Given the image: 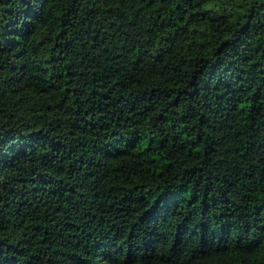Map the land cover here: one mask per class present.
Returning a JSON list of instances; mask_svg holds the SVG:
<instances>
[{
    "label": "trees",
    "instance_id": "16d2710c",
    "mask_svg": "<svg viewBox=\"0 0 264 264\" xmlns=\"http://www.w3.org/2000/svg\"><path fill=\"white\" fill-rule=\"evenodd\" d=\"M0 264H264V0H0Z\"/></svg>",
    "mask_w": 264,
    "mask_h": 264
}]
</instances>
